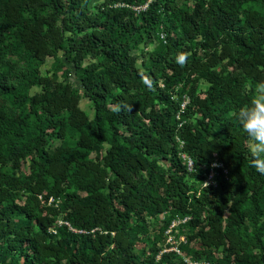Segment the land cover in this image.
Returning <instances> with one entry per match:
<instances>
[{"label":"trees","instance_id":"obj_1","mask_svg":"<svg viewBox=\"0 0 264 264\" xmlns=\"http://www.w3.org/2000/svg\"><path fill=\"white\" fill-rule=\"evenodd\" d=\"M91 1L0 0V98L29 102L16 116L0 109V264H165L176 253L157 262L158 242L184 219L179 247L191 261L264 264V174L235 119L250 98L245 84L264 79V0H193L192 11L174 0L141 10L148 0H102L97 10ZM141 44L154 48L139 65ZM49 58L65 59L74 77L42 75ZM206 71L205 96L190 94L182 108ZM33 86L41 89L29 98ZM67 124L80 131L74 142ZM27 160L30 173L17 174ZM211 173L200 188L187 180ZM160 215L149 252H138L147 219ZM198 238L202 250L190 247Z\"/></svg>","mask_w":264,"mask_h":264},{"label":"rangeland","instance_id":"obj_2","mask_svg":"<svg viewBox=\"0 0 264 264\" xmlns=\"http://www.w3.org/2000/svg\"><path fill=\"white\" fill-rule=\"evenodd\" d=\"M150 1L151 0H148L146 3H149ZM101 3H102V0H92L90 2V7L92 9L97 10V6L100 5ZM143 5H140V6H143ZM174 5L183 9V10L185 9V10L192 11L194 9V1L193 0H174ZM260 6L261 5H259L258 3L253 2V3H250V5L248 7L253 9V10L256 9L259 11H263V8ZM239 11H240V17H244V14L246 11H243V10H239ZM200 39L201 38H199V40ZM153 48H154V45L146 46L145 44H141V45H139V47H137L136 49H134L132 51L133 54H137L140 56L139 65H141V62L143 61V59L145 58L147 53L149 51H151ZM60 55H61V53H60ZM198 55L203 60H206L208 58V56L205 53V49L202 47L199 48ZM191 57H192V55H191ZM8 58L14 60L15 63H17L20 68L25 67V61L22 60L21 58H19L17 56H8ZM225 63H226V61H223V62L221 61L218 63L217 67H215V68L217 70L221 69L225 65ZM54 70H58L57 73H58V78L60 80L65 79L66 74H68V76H69L68 78L74 77V74H73L74 70L72 69V65L70 63H68L65 59H63L62 65L57 66L55 64L54 59L49 58L48 61L41 66L42 75H51ZM208 74H209V71L202 72V73L195 76L196 81L194 82V84L192 82H190L188 84L189 93H187L184 96L185 100L182 103V108H184L186 103L189 102L190 94L199 96L201 98H203L205 96V93L207 92V89L210 86ZM40 89L41 88L39 86H33L31 88V90H29V93H28L29 98H31L36 92H39ZM80 107L89 119H92L94 117V104L91 100H89L88 98H83L80 102ZM0 109L4 110V112H6V114L9 116H16L21 110H26V111L29 110V102L16 103V102H13V101L8 100L6 98H0ZM199 117H200V114H198L196 111H193L192 115L190 116V118L188 120L190 122H195L196 119ZM67 125H68V127H67V129H68L67 138L71 142H74L78 139L80 131L79 130L73 131L70 129L69 124H67ZM61 141H62V139L57 137V135H54V134L52 135L51 142H52L53 146L59 145L61 143ZM178 142H179V146L182 148L183 147V141L178 139ZM98 154H99L98 151H93L91 153V156L95 158ZM181 154L182 155L185 154L186 156H188L184 152ZM219 165H221V163H219ZM28 173H30V168H29V161L27 160L23 163L21 169L17 171V174H28ZM229 179H230V181H234L235 183L238 182V179H231V177ZM187 180L190 184H193L196 188L203 187L208 182V180H206V181H205V179L201 180L200 178L198 179V177H196V176H188ZM21 198H24V197L21 196ZM50 201H53V199H50ZM229 213L230 212L225 213L224 219L227 218ZM162 218H163V215H160L156 218L147 219L149 234H147L145 236L141 235V237H139V239L136 241V250L138 252H142V253L149 252V250H148L149 249V241L147 240V238L148 237L152 238L160 230V227L163 225ZM185 220L186 219L174 221L172 224V225H174L172 227L173 228L172 232L166 231V235H167L166 240L158 242V247L161 249V251L156 256L157 262H159L161 260L162 253L170 252V251H174L176 253V255L174 257H172V259H167L165 261V264H179V262L181 260L183 262H186L187 264H191L193 262V261H191L190 255L188 253L182 251L179 247V245L181 243H186L188 241V230H187V228L186 227L185 228L179 227L180 222H184ZM248 220H246V222H248ZM62 222L63 221L60 220L59 224ZM242 237L246 238L245 234L242 233ZM190 247L193 249H197V248L201 249V247H202L201 239L198 238V239H195L194 241L190 242ZM249 250L252 251L251 253H257L258 252V250L254 249L252 247H249ZM215 252L217 255H223L225 253V251L221 250V247L215 249ZM193 263L194 264H209L206 261L193 262Z\"/></svg>","mask_w":264,"mask_h":264},{"label":"clouds","instance_id":"obj_3","mask_svg":"<svg viewBox=\"0 0 264 264\" xmlns=\"http://www.w3.org/2000/svg\"><path fill=\"white\" fill-rule=\"evenodd\" d=\"M177 60L182 64L184 56H179ZM243 91L250 94V98L248 103L239 106L235 119L247 137L252 167L264 174V79L251 85L246 83Z\"/></svg>","mask_w":264,"mask_h":264},{"label":"built area","instance_id":"obj_4","mask_svg":"<svg viewBox=\"0 0 264 264\" xmlns=\"http://www.w3.org/2000/svg\"><path fill=\"white\" fill-rule=\"evenodd\" d=\"M148 4H149V3H145L143 6H136V7H134V9H136V10L145 9V8L148 7ZM117 5H118V4H117ZM117 5H116V6H117ZM163 37H164V34H163ZM183 156H184V158L187 159V162H188V166H189V168L192 169V168H193V161H192L189 157H187L185 154H184ZM207 180H213V173H211V174L208 176V179H207Z\"/></svg>","mask_w":264,"mask_h":264}]
</instances>
